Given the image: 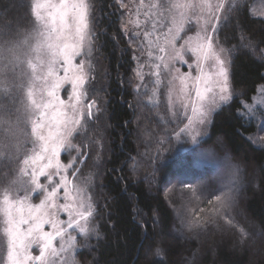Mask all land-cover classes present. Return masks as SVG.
I'll return each instance as SVG.
<instances>
[{
	"label": "trees",
	"instance_id": "trees-1",
	"mask_svg": "<svg viewBox=\"0 0 264 264\" xmlns=\"http://www.w3.org/2000/svg\"><path fill=\"white\" fill-rule=\"evenodd\" d=\"M90 4L98 60L93 64L99 68L92 66L90 87L98 115L76 141L83 150L78 161L89 182L97 232L83 244L78 263L264 264V149L250 140L257 128L242 114L264 85V19L251 13L248 1H239L229 6L217 35L230 54L234 97L214 115L211 133L199 147L210 148L220 159L218 169L230 166L242 182L224 222L214 218L222 179L208 186L213 170L198 168L196 149L179 150L174 127L163 124L157 108L142 104L121 0ZM31 7L32 0H0L1 42L28 32ZM19 103L0 100V201L23 157L11 134L24 126ZM181 176L183 186L204 182L206 200L200 225L183 234L177 232V200L168 193ZM3 236L0 224V264Z\"/></svg>",
	"mask_w": 264,
	"mask_h": 264
},
{
	"label": "rangeland",
	"instance_id": "rangeland-1",
	"mask_svg": "<svg viewBox=\"0 0 264 264\" xmlns=\"http://www.w3.org/2000/svg\"><path fill=\"white\" fill-rule=\"evenodd\" d=\"M239 1L244 0H143L144 6L140 7L141 0H122L127 6L123 7L125 26L129 30L127 36L135 31L143 32L145 29L151 32L152 23H156L155 32L148 38L153 41L152 44L143 38L131 40L135 60L134 78L137 90L143 98L142 104L146 103L150 107L157 108L163 124L174 127L175 142L179 150L189 152L196 149L194 164L198 168L213 170L211 177L207 179L208 186L217 177L222 179L220 185L218 184L221 190L215 200L217 211L214 218L224 222L227 221L230 213L228 207L232 203V193L239 189L242 182L236 180L234 169L229 171L231 170L229 165L227 170H223L224 167L222 170L218 169L220 159L216 157V153L214 154L212 150L206 153L205 149L199 146L211 133L214 115L234 97L230 80V54L221 46L217 35L229 6ZM246 1L250 5L251 13L264 19V0ZM63 2L72 4L79 3L80 0H63ZM37 3L60 5L62 0H32L33 22L28 32L13 41L5 43L0 41V100H20L19 111L21 118H24V126L13 128L11 132L16 148L24 149L23 157L14 180L3 192L0 202L5 195L13 202L25 200L29 206H37L41 204V201H45V207L39 212L45 215L50 214L64 222L61 225L64 227L70 218L61 207L69 203L65 199V187L62 183L66 179L71 195L76 196L77 190H80L81 197L86 203L91 204L92 216L86 221L79 220V226L65 227L64 236L56 237L52 241V248L56 250V254H52L51 249H48L44 264H79L77 254L83 244L89 242L97 232L89 182L85 176L82 178L83 167L78 161L83 150L76 141L77 135L84 132L89 120L98 115V107L94 100H91L93 87H90L93 80L91 72L93 62L96 61L95 64H98L93 41L91 0H83V3L87 5L86 35L80 46V54L72 57L70 66L64 64L60 52L67 46L71 51L72 47L80 43L74 15L69 11L64 18V24L61 25L57 14L58 9H53L58 29L55 33L49 31L52 20L48 9H41L42 19L37 18L34 12V6ZM149 4L162 5V7L149 9ZM175 4L187 5V7L174 9L172 5ZM221 4L222 7L217 8V5ZM137 9L140 11L139 16L136 15ZM148 11L152 12V16L144 15ZM174 17L177 21L175 24ZM136 21H139L140 28L136 27ZM177 28L179 31L176 30ZM208 43H211L212 52L227 70L226 93L220 91L223 78L216 75L220 66L217 60L213 57L205 59L196 51ZM161 48L163 51H160ZM81 64H83L86 79L84 84L74 91L73 81L79 74L76 69ZM65 67L69 68L67 78H65ZM96 68L98 66L94 65V69ZM56 77L62 81L56 94L63 104H57L54 110L64 115L60 117V123L52 131L54 140L63 141V146L55 158H52L49 151L42 159L34 163L35 156L41 153L42 142L39 136H47L49 132L48 127L38 130L39 110L41 105L49 99L47 90ZM198 77L201 79L198 80ZM203 77H211V82L208 84L211 91H205ZM198 88L204 96L202 101L196 96ZM77 93H82L79 102L76 100ZM220 95H227L228 99L221 101ZM213 100L215 103L212 102ZM242 114L249 121H253L257 128L250 140L257 147L264 149V85L260 87L253 101L244 106ZM193 143L196 147L192 146ZM49 160H51V166L45 167L44 174L39 175L40 168L47 165ZM34 173H36L35 180L40 185L39 188L32 182ZM179 178L177 185L169 189L168 193L171 196L174 195V199L177 200L174 215L178 226L177 232L183 234V232L190 233L197 225H200L206 200L201 198L204 194V182L190 181L186 187L180 185L182 176ZM54 187L57 189L55 197L46 199ZM186 195L187 199L184 198ZM79 199L80 197H77L76 203ZM52 204H55V207H51ZM2 206L0 203V207ZM212 206L213 203L210 208ZM27 214L26 208L24 215ZM209 216L213 217V212ZM0 224L5 245L2 264H7V236L4 231L6 225L3 212H0ZM26 227L22 226V230ZM80 227L86 228L87 232H81ZM43 231L52 232L53 229L46 224ZM41 246L42 242L35 240L28 245L27 254L33 259L25 264H41L34 259L40 256Z\"/></svg>",
	"mask_w": 264,
	"mask_h": 264
},
{
	"label": "snow or ice",
	"instance_id": "snow-or-ice-1",
	"mask_svg": "<svg viewBox=\"0 0 264 264\" xmlns=\"http://www.w3.org/2000/svg\"><path fill=\"white\" fill-rule=\"evenodd\" d=\"M121 6L127 7L123 4L121 0ZM143 0H141L140 7H143ZM149 9L152 8H159L162 5H155L149 4ZM182 7H187V5H180L175 4L172 5L174 9H180ZM222 7L221 5H217V8ZM41 9H48L49 15L52 20V26L49 27V31L58 32L56 28V19L55 15L53 14V9H58L59 15V23L61 25L64 24V18L68 14L69 11L74 15L77 21V34L79 36L80 43L71 48L69 51L68 46L64 48L60 52V56L63 58V62L65 65L70 66L72 64V57L80 54V46L82 45L83 41L85 40L86 29H87V5L83 3V0H80L79 3H72L67 4L63 2L60 5H53V4H45V3H37L34 6V12L37 15L38 19H42L40 15ZM136 15H140L139 9H137ZM144 15L146 17L152 16V12L148 11L145 12ZM136 27L140 28L141 25L139 21H136ZM173 23H177L175 17L173 18ZM156 30V23H152V31H148L145 29L143 32L135 31L132 32L130 35V40H141V38L148 41L149 44H152L153 41L148 39L152 36L153 32ZM179 31V28L176 29ZM128 28L125 26V33L128 34ZM212 45L208 43L206 46H201L196 51L199 55H202L203 58L208 59L209 57H213L217 60L219 66L218 72L216 73L217 76L223 78V86L221 87L220 91L222 93L227 92V70L222 66V62L219 61V58L215 56V53L212 52ZM160 51H163L161 48ZM65 78H67V73L69 71L68 67H65ZM76 71L79 73L75 80L73 81V89L74 91L81 87L86 79V73L84 72L83 64H81ZM53 77L55 76V70L53 71ZM198 80L201 79L200 77L197 78ZM205 83V91H211L208 87V84L211 82V77H203ZM62 81L59 77H56L54 82L50 83L49 88L47 90V96L49 99L46 103L41 105L39 110V116L37 119V127L38 130L44 127L49 128V132L47 136L40 135L39 140L42 142L41 144V153L35 156L36 163L38 160L44 157L45 153L51 152L52 158H55L59 149L63 146V141H55L54 140V133L52 129L56 127L60 123V117L64 114L55 111L57 104L62 105L63 101L57 96V89L60 87ZM82 93L76 94V100L79 102L80 96ZM196 96L201 101L204 99L203 93L197 89ZM219 99L221 101H226L228 99L227 95H220ZM215 103V101H212ZM194 111H197L194 109ZM203 115V112H201ZM195 139V136H193ZM51 166V160L47 165H44L39 170V175L44 174V168ZM57 166H59L57 162ZM36 173L33 174L32 182L35 184L37 188L40 187L39 184L36 183L35 180ZM63 186L65 187V199L69 201L62 205L63 211L69 214V220L66 222V225L62 227L61 225L64 222L55 219L52 215H45L39 212L40 209L45 207V201H41L40 205L37 206H29L26 204L25 200H16L13 202L9 199L8 196H4L2 203V207H0V212H3L5 216V234L7 236V264H25L27 261H31L33 258L27 254L28 245L35 241H41L42 246L40 250V256L35 257V260L44 264L45 261V254L48 249H51L52 254H56V250L52 248V241L56 237H63L64 236V228H73L74 226H79V220H87L88 217L92 216V206L90 203H86L85 199L81 197V191L77 190L76 196H72L70 191L67 188L68 181L65 179L63 180ZM57 189L54 187L52 191L48 194L46 199L50 200L55 197ZM77 197H80L79 202L76 203ZM51 207H55V204L50 205ZM28 209V214L25 216L24 212L25 209ZM35 212V214H34ZM74 213V215H73ZM50 225L53 229L52 232H44L43 227L44 225ZM22 226H27L26 229L22 230ZM81 232H87V229L84 227H80ZM27 241V243H26ZM159 252V249H157Z\"/></svg>",
	"mask_w": 264,
	"mask_h": 264
},
{
	"label": "clouds",
	"instance_id": "clouds-1",
	"mask_svg": "<svg viewBox=\"0 0 264 264\" xmlns=\"http://www.w3.org/2000/svg\"><path fill=\"white\" fill-rule=\"evenodd\" d=\"M192 146H194V147H196V144L195 143H193V145ZM206 153H210L211 152V149L209 148V149H205L204 150Z\"/></svg>",
	"mask_w": 264,
	"mask_h": 264
}]
</instances>
